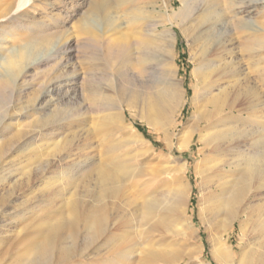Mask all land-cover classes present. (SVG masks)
I'll list each match as a JSON object with an SVG mask.
<instances>
[{"label": "bare ground", "instance_id": "obj_1", "mask_svg": "<svg viewBox=\"0 0 264 264\" xmlns=\"http://www.w3.org/2000/svg\"><path fill=\"white\" fill-rule=\"evenodd\" d=\"M260 5L261 10L257 11ZM250 8L255 10L251 13L262 14L264 0H96L94 8L86 12H82L78 0H0V13L8 16L37 12L48 15L58 10L67 17L82 12L85 16L93 13L110 19L112 38L102 39L103 53L115 64L126 60L127 89L125 95L105 94L99 88L89 91L91 104L98 114L114 111L113 115H103L112 123L117 118L122 120V115L129 111L134 121L146 125L164 144L158 160L155 163L148 160V155L156 154V146L134 125H128L131 131L124 143L128 151L116 158V163H88V159H82L69 167L61 166V185L71 188L62 206L46 219L42 218L41 227L32 231L22 264L40 260L61 264L75 257L91 258L94 249L106 242L109 243L106 254L111 252L115 258L103 260L102 264H117L121 259L132 263L136 252L142 254L139 263L156 264L163 261L165 254L148 250L149 247L144 249V254L140 251L143 245L134 240V234L168 232L181 235L190 243L191 239L200 238L203 229L208 232L210 254L217 264H264V134L257 138L255 133L245 132L241 117L247 110L246 102L251 103L254 97L244 98L236 84L230 87L236 74L230 73L232 67L227 61L236 34L238 37L242 31L264 30V24L255 15H249ZM126 16L131 17L129 22H122ZM174 27L185 33L192 51L196 82L190 100L175 63ZM134 35H138L136 40L132 39ZM257 46L260 48L258 43ZM58 53L53 56H59ZM259 64L256 66L264 76V68ZM27 68H32V64ZM76 82L74 78L64 77L40 85L33 109L41 116L38 134L45 140L48 135L56 136L55 132L64 126L81 122L82 109L90 108L81 104L73 113L75 118L66 112L65 105L77 97ZM17 86L12 77L0 78V91ZM186 103L190 115L183 122L180 117ZM8 116V109L0 113V125ZM196 141L208 147L207 151L205 148L198 151L205 155L198 170L199 226L188 214L189 163L173 156L174 150L186 153ZM146 143L149 146L145 149ZM52 144L55 148L61 146L60 141ZM166 149L171 153L166 155ZM61 150L64 153L54 155L59 165L72 154L71 148ZM5 158L2 146L0 164L5 163ZM51 164L52 159H47L43 170L47 171ZM67 168L72 169L70 173L66 172ZM155 169H159L158 173ZM157 179L166 186L161 198L145 197L140 203L132 198V188L146 190ZM137 180L139 183L134 184ZM79 188L88 192L86 196L90 199L86 203L76 198ZM236 224L244 244L241 253H236L229 244ZM200 247L201 253L193 259L198 264H211L202 258L204 244Z\"/></svg>", "mask_w": 264, "mask_h": 264}, {"label": "rangeland", "instance_id": "obj_2", "mask_svg": "<svg viewBox=\"0 0 264 264\" xmlns=\"http://www.w3.org/2000/svg\"><path fill=\"white\" fill-rule=\"evenodd\" d=\"M95 1L78 0L82 6V12L94 8ZM175 6H179L178 1ZM248 10H250V16L255 15L254 17L264 24V12L258 15L253 14L255 11L253 8ZM258 10H261V5ZM57 11L48 15L41 14V12L13 16L0 13V78L9 76L18 82L15 89L0 91V113L9 110V116L0 125V147L3 146V152L6 155L5 163L0 164V264H22L26 257L25 248L33 237L32 231L41 227L42 218L46 219L62 206V201L71 187L67 186L66 189L61 185L63 178V174L59 173L63 169L61 166L69 167L72 163H77L82 159H88V163H116V158L125 156L128 151V147L124 145L126 136L131 131L128 125H134L146 140L156 146V154L148 155V160L155 163L163 152V142L158 140L156 134L146 125L140 121H134L129 111L126 110L125 115H122V120L114 115L117 119L115 118L116 120L112 123L103 115H113L114 111L106 110L98 114L94 104H91V92L89 91L99 88L105 94L115 95V92H120L125 95L127 89L128 64L126 60L123 59L120 63L115 64L107 60L103 53L105 46L102 39L112 36L110 19H103L93 13L85 16L82 12L67 17ZM251 11L253 12L251 13ZM123 18L125 19H122V22L124 20V22H129L131 17ZM174 30L176 33L175 63L178 66V76L184 82L187 99L190 100L193 94V85L196 82V77L192 73L194 69L191 59L192 51L185 33L178 27H174ZM137 37L138 35H134L132 39L136 40ZM235 37L234 45L229 47L231 50L227 56V61L229 60L228 63L231 64L230 68L232 67L230 73L233 71L236 74V77L231 78L233 80L230 87L236 84V89L242 93L244 98L247 95L251 98L254 97L251 103L246 102L244 107L247 110L243 113L241 122L244 123L243 127L247 130L245 132L255 133L258 138L264 134V76L256 65L259 62L260 67L264 68V30H260L258 33L242 31L238 33V37L237 34ZM58 50L61 52L58 53ZM56 53L60 55L53 56ZM51 56L53 57L46 61ZM28 64H32V68L28 69ZM65 64L67 66L62 67ZM64 77L77 80L74 85L77 97L65 105L70 118H75L73 113L81 104L83 107L89 105L90 108L82 109L81 122L64 126L55 132L56 136L48 135L45 140L38 134L41 116L33 109L36 96L43 82ZM47 99L45 97V100ZM21 107L24 109L20 112L19 108ZM253 111L256 113L250 115ZM189 115V103H186L180 120L185 122ZM30 136H34L33 139H30ZM57 141H60L61 146L55 148L52 143ZM143 146L146 149L149 144L146 143ZM204 146L196 141L192 143L190 150L186 153L173 151L175 158L187 160L189 163L186 174V181L189 180L191 183L188 214L193 216L197 226L200 225L198 215L200 190L198 186L201 180L198 170L205 157L198 151L200 148H205L207 151L208 147ZM68 148L72 149L70 158L59 165L54 155L59 152L60 154L64 153L61 149ZM167 151L166 149L165 152L167 153ZM169 153L171 152L168 151L166 155ZM33 155L34 158H32ZM47 159H52L53 164L45 171L43 169L46 168ZM2 166L7 169L3 170ZM71 168L74 169V166ZM71 168L65 169L66 172L70 173ZM149 170L151 171V169ZM158 170L154 171L158 173ZM133 183L138 184L139 182L137 180ZM165 189V182L157 179L146 190L137 191L134 187L130 193L132 198L140 203L152 196L161 198L166 192ZM85 190L79 188L76 198L86 203L90 197L86 196L88 192ZM125 226L128 225L125 224ZM149 234H134L133 238L137 243L143 245L140 251L144 254L148 247V250H160L165 254L163 261L156 264H198V261L193 257L201 253V244H204L203 260L207 263L217 264L210 254L208 232L205 229L200 232L199 239H191L190 243H187L183 236H176V234L168 232ZM240 237L236 224L229 237V244L233 245L236 253H241L244 245ZM108 244L106 242V245H99L94 249V255L91 258L75 257L69 262L61 264H102L103 260L114 259L113 253L106 254ZM134 254V263L132 261L129 264H141L139 260L142 254L138 252ZM28 264L47 263L40 260L37 263L29 261ZM117 264L127 263L121 259Z\"/></svg>", "mask_w": 264, "mask_h": 264}]
</instances>
